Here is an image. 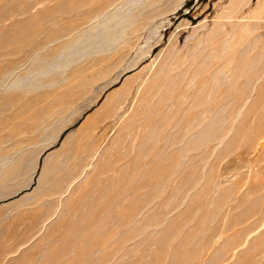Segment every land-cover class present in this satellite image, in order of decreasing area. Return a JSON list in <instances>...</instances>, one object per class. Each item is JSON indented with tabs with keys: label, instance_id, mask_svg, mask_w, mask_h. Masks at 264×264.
Returning a JSON list of instances; mask_svg holds the SVG:
<instances>
[{
	"label": "rangeland",
	"instance_id": "1",
	"mask_svg": "<svg viewBox=\"0 0 264 264\" xmlns=\"http://www.w3.org/2000/svg\"><path fill=\"white\" fill-rule=\"evenodd\" d=\"M0 264H264V0H0Z\"/></svg>",
	"mask_w": 264,
	"mask_h": 264
}]
</instances>
